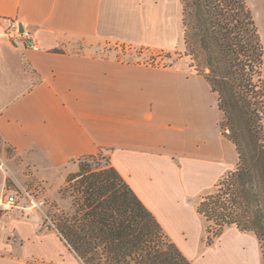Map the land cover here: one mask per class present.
Returning <instances> with one entry per match:
<instances>
[{
  "label": "crops",
  "instance_id": "crops-1",
  "mask_svg": "<svg viewBox=\"0 0 264 264\" xmlns=\"http://www.w3.org/2000/svg\"><path fill=\"white\" fill-rule=\"evenodd\" d=\"M171 4L0 0V140L15 157L50 171L104 154L191 264H259L243 241L249 235L235 227L207 246L195 209L237 163L205 79L190 67L123 62L64 43L74 37L173 49ZM11 21L31 30L39 50L3 35ZM4 178L0 171V189ZM0 264L82 263L55 229L13 211L0 214Z\"/></svg>",
  "mask_w": 264,
  "mask_h": 264
},
{
  "label": "trees",
  "instance_id": "trees-1",
  "mask_svg": "<svg viewBox=\"0 0 264 264\" xmlns=\"http://www.w3.org/2000/svg\"><path fill=\"white\" fill-rule=\"evenodd\" d=\"M180 6L186 55L216 95L219 129L237 153L236 169L226 172L195 209L212 238L229 227L253 234L264 264L259 30L247 0H180ZM71 181L59 192L61 199H69L70 211L54 227L82 264H191L108 159L104 167L83 168ZM212 238L207 237V246Z\"/></svg>",
  "mask_w": 264,
  "mask_h": 264
},
{
  "label": "rangeland",
  "instance_id": "rangeland-1",
  "mask_svg": "<svg viewBox=\"0 0 264 264\" xmlns=\"http://www.w3.org/2000/svg\"><path fill=\"white\" fill-rule=\"evenodd\" d=\"M171 2L172 4L169 6V9L172 23L175 21L177 26V38L173 49L166 50L141 46L129 47L125 45L107 44L99 39L64 37L66 48L72 52L81 54L105 56L114 60L157 68L190 67L192 69L189 68V70L196 72V68L194 67L196 63L186 55L183 34L180 32L182 28L180 0H171ZM247 3L251 8L255 22L263 37L264 0H247ZM106 160V155L99 154L93 156V158L86 157L75 160L60 170H43L40 167V163L38 165L39 168H37L34 167L30 161L22 157H15L11 150L0 140V171H2L5 177V188L15 193L17 197V206L21 208L29 206L25 193L28 194L35 203H42L40 205L41 211L37 209L32 210L34 212L33 216L30 215V212L23 209L17 211L20 212L23 218L30 219L34 222L42 220L48 227H51L49 222L55 225L57 220L61 219L62 216L70 211L69 199H61L59 193L62 188H70L74 183V181H67L74 175L80 173L83 168L104 167L106 165ZM234 169H236V165ZM38 234L40 235V233ZM246 234L249 236L243 237L245 246L255 248L256 260H258L259 264H263L261 248L258 241L253 234ZM207 237L212 238L213 236L205 232V242L207 241ZM216 239L217 238H212L211 240L214 242Z\"/></svg>",
  "mask_w": 264,
  "mask_h": 264
},
{
  "label": "built area",
  "instance_id": "built-area-1",
  "mask_svg": "<svg viewBox=\"0 0 264 264\" xmlns=\"http://www.w3.org/2000/svg\"><path fill=\"white\" fill-rule=\"evenodd\" d=\"M3 35L11 41L12 40L21 41L26 48H29L34 51L39 50V45L37 43V40L33 36V33L31 32V30L23 28V31L19 33L18 23L16 21H11L9 23ZM25 195L28 199L29 206L26 208H21L17 206V197L15 193L8 191L5 188L0 189V214L6 217H10L13 211L23 209V210L30 212V215L33 216L34 212L32 210L37 209L38 211H41L40 205L42 203H35L28 194L25 193ZM49 223H50V226L53 229H55L54 225L51 222Z\"/></svg>",
  "mask_w": 264,
  "mask_h": 264
},
{
  "label": "water",
  "instance_id": "water-1",
  "mask_svg": "<svg viewBox=\"0 0 264 264\" xmlns=\"http://www.w3.org/2000/svg\"><path fill=\"white\" fill-rule=\"evenodd\" d=\"M18 31H19V33H21L23 31V26L20 23L18 24Z\"/></svg>",
  "mask_w": 264,
  "mask_h": 264
}]
</instances>
